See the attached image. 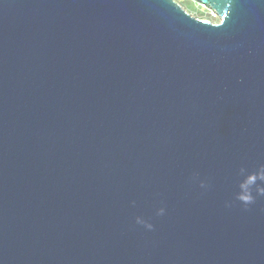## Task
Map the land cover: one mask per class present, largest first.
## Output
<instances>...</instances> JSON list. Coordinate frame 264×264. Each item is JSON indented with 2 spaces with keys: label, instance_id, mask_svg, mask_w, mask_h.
I'll use <instances>...</instances> for the list:
<instances>
[{
  "label": "water",
  "instance_id": "95a60500",
  "mask_svg": "<svg viewBox=\"0 0 264 264\" xmlns=\"http://www.w3.org/2000/svg\"><path fill=\"white\" fill-rule=\"evenodd\" d=\"M197 1L0 0V264H264V0Z\"/></svg>",
  "mask_w": 264,
  "mask_h": 264
},
{
  "label": "clouds",
  "instance_id": "9594fccd",
  "mask_svg": "<svg viewBox=\"0 0 264 264\" xmlns=\"http://www.w3.org/2000/svg\"><path fill=\"white\" fill-rule=\"evenodd\" d=\"M239 176L244 177V180H242L238 184V192H237V199L240 200L244 204H250L255 201V198L257 196L264 197V188L258 187L256 189V194L253 196L252 194V186L256 183V180L259 179L261 181H264V165H261L257 171L251 175L246 174L245 168H240L238 172ZM199 187L202 189H205L207 185L204 182H201L199 184ZM134 204V202H133ZM225 207H231L230 202L225 203ZM165 210L163 208L159 209L157 211V215H164ZM137 224H142L146 229L151 231L153 229V225L149 223H145L143 220H141L139 217L136 218L135 221Z\"/></svg>",
  "mask_w": 264,
  "mask_h": 264
},
{
  "label": "rangeland",
  "instance_id": "374dc122",
  "mask_svg": "<svg viewBox=\"0 0 264 264\" xmlns=\"http://www.w3.org/2000/svg\"><path fill=\"white\" fill-rule=\"evenodd\" d=\"M181 8L186 11L189 15L195 18L205 19L211 23H217L219 17L214 10H210L209 6L200 5L194 0H174ZM208 13L209 15H207ZM213 17L211 16V14ZM202 15V16H201Z\"/></svg>",
  "mask_w": 264,
  "mask_h": 264
},
{
  "label": "built area",
  "instance_id": "2783aa9c",
  "mask_svg": "<svg viewBox=\"0 0 264 264\" xmlns=\"http://www.w3.org/2000/svg\"><path fill=\"white\" fill-rule=\"evenodd\" d=\"M200 5H204V4H201V3H199ZM206 6H208V5H206ZM209 9L212 11L213 9H211L210 7H209ZM211 14V13H210ZM211 16L213 17V15L211 14Z\"/></svg>",
  "mask_w": 264,
  "mask_h": 264
},
{
  "label": "trees",
  "instance_id": "16d2710c",
  "mask_svg": "<svg viewBox=\"0 0 264 264\" xmlns=\"http://www.w3.org/2000/svg\"><path fill=\"white\" fill-rule=\"evenodd\" d=\"M194 1H196L198 4H199V2L197 1V0H194ZM207 15H209L208 13H206ZM202 16V15H201ZM199 19H201V18H199Z\"/></svg>",
  "mask_w": 264,
  "mask_h": 264
}]
</instances>
